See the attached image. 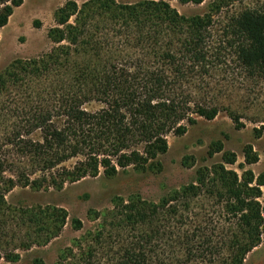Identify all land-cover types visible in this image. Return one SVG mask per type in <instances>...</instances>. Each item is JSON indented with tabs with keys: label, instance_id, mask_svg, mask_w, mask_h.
Listing matches in <instances>:
<instances>
[{
	"label": "trees",
	"instance_id": "16d2710c",
	"mask_svg": "<svg viewBox=\"0 0 264 264\" xmlns=\"http://www.w3.org/2000/svg\"><path fill=\"white\" fill-rule=\"evenodd\" d=\"M169 1L66 0L46 31L51 47L0 71V260L48 244L69 218L57 205H10L12 188L60 190L127 167L158 171L169 133L221 111L211 81L218 69L234 59L247 77L264 79V0L222 17L236 0H213L192 16ZM21 3L0 0V27ZM216 153L220 161L157 201L115 196L110 208L88 211L95 226L56 264H245L264 236V172L246 167L259 159L251 143L240 173L221 140L208 146L209 157Z\"/></svg>",
	"mask_w": 264,
	"mask_h": 264
},
{
	"label": "rangeland",
	"instance_id": "374dc122",
	"mask_svg": "<svg viewBox=\"0 0 264 264\" xmlns=\"http://www.w3.org/2000/svg\"><path fill=\"white\" fill-rule=\"evenodd\" d=\"M66 0H22L13 8L7 23L0 27V71L15 59L39 56L51 47L46 36L47 29L54 24V13ZM78 4L86 0H74ZM136 2L140 0H117ZM213 0H203L200 4L181 3L170 0L169 3L180 14L192 16L209 10ZM255 0H236L220 13L238 9ZM221 19V18H219ZM217 19V20H219ZM212 87L217 91L216 99L221 111L212 120L199 118L188 126L184 134L167 135L168 148L159 156L160 170H138L133 167L120 169L114 176L100 173L95 177H84L72 183H66L62 189L33 190L29 187L15 186L6 194L7 202L18 205H57L69 213L66 225L60 234L43 246H33L19 251L16 261L0 260V264H56L61 250L70 246L76 238L92 229L97 221L91 219L88 211H104L111 207L115 196L125 199L139 196L146 200L157 201L172 189L194 179L196 169L221 160V153L207 155L211 142L221 140L225 150L234 151L237 162L230 165L240 173L238 163L244 161L242 148L251 143L259 159L247 165L255 174L264 172V79L249 78L234 59L218 69L212 79ZM90 104V109L96 108ZM234 110L243 123L236 129L227 109ZM263 132L256 136L255 129ZM78 218L81 229H75L70 219ZM245 264H264V236L261 243L253 248L245 258Z\"/></svg>",
	"mask_w": 264,
	"mask_h": 264
}]
</instances>
